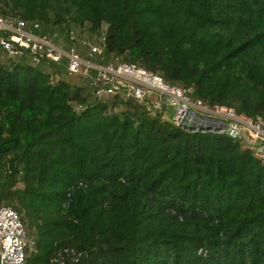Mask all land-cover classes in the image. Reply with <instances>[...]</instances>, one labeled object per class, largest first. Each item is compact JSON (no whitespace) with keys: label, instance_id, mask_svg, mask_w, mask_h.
Returning <instances> with one entry per match:
<instances>
[{"label":"trees","instance_id":"16d2710c","mask_svg":"<svg viewBox=\"0 0 264 264\" xmlns=\"http://www.w3.org/2000/svg\"><path fill=\"white\" fill-rule=\"evenodd\" d=\"M0 13L68 42L104 36L110 56L264 119V0H0ZM6 58L0 205L25 225L26 264L66 247L81 255L64 264H264V163L244 138L179 128L164 103L90 100Z\"/></svg>","mask_w":264,"mask_h":264},{"label":"built area","instance_id":"2783aa9c","mask_svg":"<svg viewBox=\"0 0 264 264\" xmlns=\"http://www.w3.org/2000/svg\"><path fill=\"white\" fill-rule=\"evenodd\" d=\"M40 29L38 21L28 22L0 13L1 51L12 59L26 56L33 64L63 62L69 73L92 75L91 84L97 96L119 95L135 99L147 105L150 113H155L152 108L162 103L168 108L174 107L172 120L179 128L244 138L264 163V119L261 116L239 115L230 107L192 100L183 88L168 83L160 74L129 64L117 56H110L106 62L84 60L76 46L65 48L56 32L51 35L37 33ZM69 40L84 45L89 56L97 55L102 60L104 36L91 42L70 33ZM29 243L19 213L9 205H0V264H26L25 251ZM80 255L74 248L66 247L58 250L52 261L64 264L68 260L77 261Z\"/></svg>","mask_w":264,"mask_h":264},{"label":"rangeland","instance_id":"374dc122","mask_svg":"<svg viewBox=\"0 0 264 264\" xmlns=\"http://www.w3.org/2000/svg\"><path fill=\"white\" fill-rule=\"evenodd\" d=\"M42 31H46L48 32L49 31V28L48 29H42L40 30V32ZM51 31V29H50ZM39 33V32H38ZM51 35V34H50ZM81 37L85 40H88V39H91L92 41L95 40V35L89 33L88 31H84L83 34L81 35ZM56 40V39H55ZM56 42L58 43V41L56 40ZM62 45L65 47V48H69V46L71 45H74L76 46V49L80 55V57L84 60H90L92 62H106L107 60H109L110 58V55L106 53L105 49L103 51V53L101 54V56L103 57L102 60L100 59L99 56L97 55H94V56H89L88 54V51H87V48L80 44V43H72V42H68L66 40H63L62 38ZM6 56L1 50H0V59L4 60V59H7ZM13 61H15L16 63L18 64H29V65H34L36 68H40L43 70L44 66L43 64H33L28 58L24 57V58H16V59H13ZM46 69L50 72H53L55 73L56 75H54V80L56 81L58 77H61L62 79L68 81V82H71V83H74V84H77V85H82L83 89H85L86 91V94L89 96V99L90 100H100V101H108L111 99V95H100V96H97V95H94V92L92 91V87L90 86V83L88 80L84 79L83 77L79 76V75H76V74H68L66 71H64L62 69V66L58 65V64H54V63H50V64H47L46 65ZM53 80V81H54ZM189 97L190 99L194 100V97L192 95L189 94ZM173 110H175L174 107H170L169 109L166 110V115L168 116V119L171 120V115L173 113ZM31 245V244H30ZM28 245L26 247V251L29 249L28 247L30 246Z\"/></svg>","mask_w":264,"mask_h":264},{"label":"crops","instance_id":"0c3cea01","mask_svg":"<svg viewBox=\"0 0 264 264\" xmlns=\"http://www.w3.org/2000/svg\"><path fill=\"white\" fill-rule=\"evenodd\" d=\"M43 64V66H44V68H43V71H46V72H50V71H48L47 69H46V63H42ZM34 66V65H33Z\"/></svg>","mask_w":264,"mask_h":264}]
</instances>
